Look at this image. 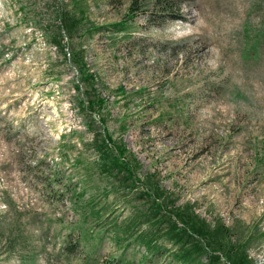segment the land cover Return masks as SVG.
Segmentation results:
<instances>
[{"label":"rangeland","instance_id":"rangeland-1","mask_svg":"<svg viewBox=\"0 0 264 264\" xmlns=\"http://www.w3.org/2000/svg\"><path fill=\"white\" fill-rule=\"evenodd\" d=\"M129 6L0 0V264H171L136 239L150 224L115 230L151 185L264 264V0H180L177 19ZM104 120L137 189L103 172Z\"/></svg>","mask_w":264,"mask_h":264},{"label":"trees","instance_id":"trees-1","mask_svg":"<svg viewBox=\"0 0 264 264\" xmlns=\"http://www.w3.org/2000/svg\"><path fill=\"white\" fill-rule=\"evenodd\" d=\"M146 0H130L129 12L137 11L136 5ZM180 0H155L154 8L160 14L161 19H177ZM120 28L126 29L124 23ZM61 49L64 47L58 43ZM76 57L79 64V74L82 82L94 84L95 79L87 73V66L83 58ZM79 81V79H78ZM79 92V85H76ZM87 96V97H86ZM85 100L79 102V106L86 111L90 118L93 115L100 116L105 105V100L99 97H89L85 94ZM104 121L100 124L103 127L104 135L96 141L97 148L101 153L103 172L116 171L123 174L122 185L128 189H137L140 184L136 177V164L133 165L126 158L127 150L124 144H117L112 136L106 132ZM165 192L155 185L143 188L140 198L146 203L144 210L128 218L125 227H116V233L132 236L133 231L142 224L151 226L146 232L141 233L136 239L149 252L152 258L167 257L171 264H251L245 250L236 251L219 242L225 232L223 227L212 229L205 220L193 213L184 212L181 208L164 209L162 199ZM175 206V202L172 203ZM163 211L165 213H163ZM119 243L124 239H119ZM166 244H170L168 248ZM220 244V245H219ZM235 250V251H234ZM105 264H129L128 262L108 261Z\"/></svg>","mask_w":264,"mask_h":264}]
</instances>
